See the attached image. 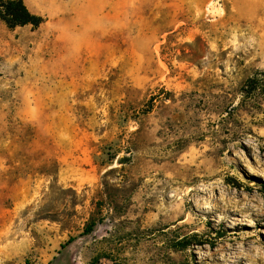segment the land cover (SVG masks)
Returning <instances> with one entry per match:
<instances>
[{"label":"rangeland","instance_id":"obj_1","mask_svg":"<svg viewBox=\"0 0 264 264\" xmlns=\"http://www.w3.org/2000/svg\"><path fill=\"white\" fill-rule=\"evenodd\" d=\"M24 2L0 264H264V0Z\"/></svg>","mask_w":264,"mask_h":264},{"label":"trees","instance_id":"obj_2","mask_svg":"<svg viewBox=\"0 0 264 264\" xmlns=\"http://www.w3.org/2000/svg\"><path fill=\"white\" fill-rule=\"evenodd\" d=\"M0 22L14 30L16 28L32 26L39 28L43 23L44 19L32 13L26 6L24 0H0ZM96 222L92 221L85 229V235H89L94 231ZM76 238H70L67 244L62 247L65 248L67 245L75 242Z\"/></svg>","mask_w":264,"mask_h":264}]
</instances>
